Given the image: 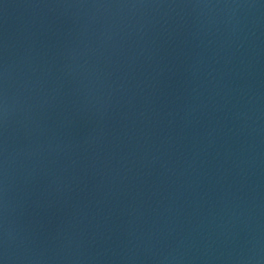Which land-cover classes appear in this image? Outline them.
<instances>
[{"label": "water", "instance_id": "95a60500", "mask_svg": "<svg viewBox=\"0 0 264 264\" xmlns=\"http://www.w3.org/2000/svg\"><path fill=\"white\" fill-rule=\"evenodd\" d=\"M0 264H264V0H0Z\"/></svg>", "mask_w": 264, "mask_h": 264}]
</instances>
